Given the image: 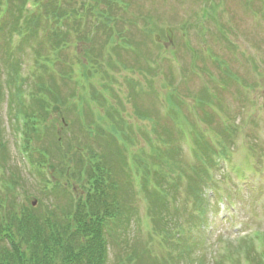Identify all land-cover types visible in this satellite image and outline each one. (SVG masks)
I'll use <instances>...</instances> for the list:
<instances>
[{
    "label": "rangeland",
    "instance_id": "374dc122",
    "mask_svg": "<svg viewBox=\"0 0 264 264\" xmlns=\"http://www.w3.org/2000/svg\"><path fill=\"white\" fill-rule=\"evenodd\" d=\"M104 1L112 4L116 0H100L101 5ZM120 2L122 3L117 4L113 14L118 16V21H115V23H117L119 30L122 32L121 39L123 38L126 43L133 45H136L137 42L140 43L138 51L145 58H140V62L137 59L138 64H135V53L127 54L122 51L118 58L109 50V43L104 48L102 44L92 50L85 46L80 47L79 55L81 56L79 60L84 68L83 72L86 74L90 86V93L89 96H86L81 92V107L79 108L77 103L74 105L79 108V113L83 114L90 122L91 126L89 125L88 127L97 135L96 138L99 140V147H97L96 139L92 144L86 142L84 134L77 131L76 119L72 116L73 109L63 103V101L60 103L62 108L58 113L53 114L51 119L45 120L47 116L41 111L42 120L50 124L48 127L51 136L46 132L49 139L48 143L54 140V136L52 135L53 130L58 129L61 131L63 129L59 118L56 121L53 120L60 112L63 118H65L69 130H76L79 134L77 141L79 140L82 144L88 143L94 150L97 147L101 152L102 150L107 151V154L108 146L111 143L110 137L106 135L103 127L117 126L120 131L127 134L124 137L133 156L135 157L137 155L138 162L139 156H144L141 159L145 160L148 164L153 163L152 165H154L150 168L151 175L155 173L159 179L162 176L165 177L166 184L164 186H152L151 177L150 187L152 186V194L156 198L166 196L167 201L171 202L174 192L166 189L169 187L167 183H171L172 180L178 178L184 180L188 168L172 159V165L166 163V166L169 167L168 170L172 171L170 174L164 167L161 169L160 165H156V163H161L162 161L157 162V159L153 158L154 156L149 157L147 155V152L153 150L152 144L155 137H159L160 141L167 143L171 141V137H177V139L182 141L184 137H187L188 142L192 147L196 148L197 152L209 155L210 151L207 144H213L214 135L228 136L230 131L236 128V118L234 115L233 117L230 116L232 112L234 114L236 109L232 111L234 105L230 100L235 103L236 107L241 103L248 102L250 109L247 117L250 119V125L244 128L242 136L248 137L246 150V156L248 158H246L248 159L249 167L255 173L253 172L250 176L249 182L244 183L245 191L243 194H239V192L234 193L233 191L227 192L219 183H215L216 186H213V188L216 192L215 194H222L220 197L218 194H209L207 189L206 192L203 189H199L196 204L199 220L195 225V229L198 232V240H201V242L197 240L188 243L190 244L189 250L191 252L185 255H188L187 259L189 258L191 261L188 260V262L182 263L196 264V260L197 264H215V261L224 259L220 253L222 245L229 246L230 249L234 250L236 246L233 243H238V246H240L241 243L238 241H242L243 238L246 237L244 239L245 241L251 240V237H247L248 235L245 237L240 236L241 232L248 229L245 225L257 226V228L261 229L259 233L264 231V224L261 225L264 223V206L261 205V208L256 206L260 205V202L264 204V112H258L256 106V97H258V92L260 91L257 86V79L259 77L257 70L261 71V78L264 80V64L257 57V53H259L264 61V41L260 38L264 22V0H120ZM185 9H189L188 13L196 17V21L194 17L192 19L195 23H198V29L201 34L200 40L198 41L194 36L189 35V44L195 51H192L193 49L186 51V48L184 47L183 49L179 45V42L176 41V38H174L175 52H179L180 48L182 49L180 53L177 52V56L180 58L183 55V61L180 58L183 72L178 76L181 84L177 85L176 80L170 76L171 71H169L166 62L160 60L162 48L159 46L158 50H152L148 45L147 35L152 30L163 34L162 28L165 27H162V25L165 23L167 24H165L167 28L180 34L182 26L180 23L184 16V13L180 11ZM161 18H164L162 25ZM208 19H210L211 25L214 20L212 38L216 39L219 45H212L213 41L209 36L211 26L209 23H204ZM203 23L204 25H202ZM140 28H143V31L139 32ZM185 29L187 32L196 33L193 23H188ZM204 32H206L205 36L208 34L207 39H203ZM126 37H130V39ZM203 40L207 42L210 49L213 48L214 54L203 43ZM200 41L201 47L199 48ZM92 45H95V43ZM147 47H149V51ZM225 50H228V53ZM63 52H66V50ZM63 52L62 54H64ZM234 53L240 56L243 61V70L240 64H235L233 61L234 58L231 57V54ZM202 57L210 60L211 63L204 62L202 65L196 63ZM214 58H220L224 63L220 62L219 68H217L215 64L217 61ZM106 60L116 62L113 65L117 64L120 70L114 69L110 63H104ZM144 60L147 62L150 61L153 66L155 65L154 71H149L150 69L145 67ZM122 63L126 70L121 66ZM1 66L3 68V63H1ZM200 68H204L208 72L200 70ZM179 69L180 66L176 65L177 73ZM244 70L246 74L240 78L238 75ZM58 72L62 75V71ZM250 74L254 82L253 84L247 83ZM156 75L160 76L158 77L159 79H155ZM50 76L51 74H45L44 78L40 77L41 81H43L42 83H50ZM70 78L73 80L71 81L72 83L63 82L65 86L60 83L62 88L65 87L64 89L60 88V93L54 90L50 92L48 95L50 101L58 95L60 97L67 95L71 90V84L78 86V79L72 78V76ZM158 80H162V84ZM39 82L37 85H39ZM169 84L175 87L174 92H170L172 94L167 92L173 90ZM166 87H170V89L167 88L166 90ZM135 91L137 92L134 93ZM159 91L167 95L166 105H168L169 112L167 116L168 125L167 123L166 125L159 123L154 113V105L156 106L154 94ZM102 93L105 97L99 98L98 95ZM90 100H92L91 104L89 102ZM94 100H96V106L93 105ZM173 100H177L180 113L177 106L173 103ZM227 110L229 112L224 113ZM204 116L212 117L210 123L203 122ZM119 117L128 123L124 125L125 123ZM6 118L8 119L6 120ZM20 118L21 113L18 110L17 97L13 96L7 100L5 95L0 105V142L3 144L6 158L4 164L2 161L0 165L8 173H12L11 171H13L20 176V171L22 170V176L29 177L31 171H28L21 162L17 143L11 136L12 126L9 124V122L13 123V121ZM44 121L42 122L43 124ZM247 123L248 121L243 122L240 126L238 125L239 127L237 129L240 130L244 126H247ZM171 132L173 133L171 134ZM210 133H213V139L209 137ZM174 134L176 135L174 136ZM42 143L34 138L32 140V146L44 149L46 144L42 145ZM234 147V151L236 152L239 149V145L237 144ZM47 152L52 157V163L64 162V160H58L56 153H51L48 146ZM120 152L122 153L123 150L120 149ZM212 156L210 155V158ZM169 157L171 158V156ZM119 158L120 156H111L112 167H115V164L117 165L120 160L122 161ZM219 160L222 164L219 165L217 170L220 171L218 174H215V172L212 173L211 180H216L221 183H226L231 178L238 181L242 180V176L238 174V171L242 169L239 165L234 166L231 164L232 168L229 169L227 162L223 158H219ZM106 165L109 166L107 163ZM119 178L121 179L120 176ZM120 179L117 181L121 182L122 180ZM35 180L31 181V186L28 185V189L25 188L24 192L19 193L18 201H23L22 196L35 195L32 197L38 201H42V205L39 207L36 203L35 208L37 211L35 214L39 212L41 215L44 213V208L46 206L48 207V204L52 201L49 199L50 195L46 196L44 193L39 194L34 190V188L36 190L39 189L34 184ZM229 187L231 189L238 188L239 183L232 181L229 183ZM125 188L127 187L123 183L121 190ZM129 198L130 195L127 191L125 200H129ZM215 199L216 201L214 203L213 200ZM69 200L68 197H64L60 201L69 203ZM206 200L208 206L206 205ZM223 203L225 206L224 209H218V205ZM229 203L235 206V210L232 212L228 208ZM66 206L64 205L63 207ZM218 210H222L219 215ZM140 212L143 213L142 206L140 207ZM55 214H58L57 218H60L62 212L57 209V211L55 210ZM111 231L112 228L108 227L105 233L109 242L107 264H122L121 258L127 257L126 251L122 250L126 246H130L131 250H136L135 264H151L147 259V255H149L147 249L145 250L144 247L140 246V243L136 244V240L132 236L129 242H125L116 236L113 237ZM170 240L176 241V235H171ZM183 259H186L185 256ZM173 260L175 263L178 262V252L174 253Z\"/></svg>",
    "mask_w": 264,
    "mask_h": 264
},
{
    "label": "trees",
    "instance_id": "16d2710c",
    "mask_svg": "<svg viewBox=\"0 0 264 264\" xmlns=\"http://www.w3.org/2000/svg\"><path fill=\"white\" fill-rule=\"evenodd\" d=\"M33 135L35 133L29 131L28 137ZM32 140L33 137L30 138L29 145L27 139L26 147L33 149L31 154L40 153L37 147L32 146ZM1 147V160L5 161L3 144ZM17 186V182L12 179L11 191ZM12 198L11 193H6L4 199H0V264H107V243L101 232L102 225L98 214L96 217L87 216L76 221V232L80 233L81 230L84 233L85 242L82 245L83 240L77 244L74 235L64 233L61 224L54 219L49 222L48 230L41 227L31 205L17 207L13 205ZM106 201V207L114 211L113 215L120 223L127 214L124 210L122 212L121 205L117 208L112 206L114 200ZM14 207L15 212L12 213ZM91 210L93 209L89 211ZM124 223L128 224L127 221ZM126 228L128 227L125 226L124 230Z\"/></svg>",
    "mask_w": 264,
    "mask_h": 264
}]
</instances>
